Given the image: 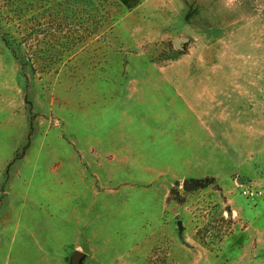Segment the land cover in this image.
Wrapping results in <instances>:
<instances>
[{"label": "rangeland", "instance_id": "rangeland-1", "mask_svg": "<svg viewBox=\"0 0 264 264\" xmlns=\"http://www.w3.org/2000/svg\"><path fill=\"white\" fill-rule=\"evenodd\" d=\"M103 2L43 73L0 14V258L264 264V0Z\"/></svg>", "mask_w": 264, "mask_h": 264}, {"label": "trees", "instance_id": "trees-1", "mask_svg": "<svg viewBox=\"0 0 264 264\" xmlns=\"http://www.w3.org/2000/svg\"><path fill=\"white\" fill-rule=\"evenodd\" d=\"M2 13L9 16L13 41L21 34L27 37L28 53L41 73L53 70L62 61L53 59L58 54L57 33L64 32L60 35L67 39L64 52L75 53L79 45L105 33L116 21L104 12L103 0H0Z\"/></svg>", "mask_w": 264, "mask_h": 264}, {"label": "built area", "instance_id": "built-area-1", "mask_svg": "<svg viewBox=\"0 0 264 264\" xmlns=\"http://www.w3.org/2000/svg\"><path fill=\"white\" fill-rule=\"evenodd\" d=\"M241 194L249 199H255L263 194V189L255 187V186H245L242 187L241 185Z\"/></svg>", "mask_w": 264, "mask_h": 264}, {"label": "crops", "instance_id": "crops-1", "mask_svg": "<svg viewBox=\"0 0 264 264\" xmlns=\"http://www.w3.org/2000/svg\"><path fill=\"white\" fill-rule=\"evenodd\" d=\"M255 187H257V186H255ZM258 188H260V187H258ZM13 250H14L13 249V246H11L9 248L2 247L1 253H3V256L0 258V264H6V262H5V256L8 255V254L13 253ZM16 250L19 253L18 248H16Z\"/></svg>", "mask_w": 264, "mask_h": 264}, {"label": "water", "instance_id": "water-1", "mask_svg": "<svg viewBox=\"0 0 264 264\" xmlns=\"http://www.w3.org/2000/svg\"><path fill=\"white\" fill-rule=\"evenodd\" d=\"M79 256H80V253L79 252L75 251L73 253L72 264H77V259H78Z\"/></svg>", "mask_w": 264, "mask_h": 264}]
</instances>
